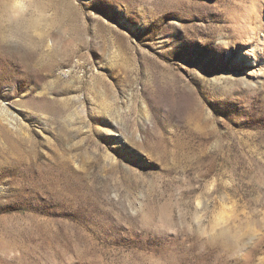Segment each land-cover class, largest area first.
Instances as JSON below:
<instances>
[{
    "label": "rangeland",
    "instance_id": "1",
    "mask_svg": "<svg viewBox=\"0 0 264 264\" xmlns=\"http://www.w3.org/2000/svg\"><path fill=\"white\" fill-rule=\"evenodd\" d=\"M26 3L0 264H264V0Z\"/></svg>",
    "mask_w": 264,
    "mask_h": 264
},
{
    "label": "clouds",
    "instance_id": "2",
    "mask_svg": "<svg viewBox=\"0 0 264 264\" xmlns=\"http://www.w3.org/2000/svg\"><path fill=\"white\" fill-rule=\"evenodd\" d=\"M29 10L26 0H0V25L5 29L6 42L18 40L17 30Z\"/></svg>",
    "mask_w": 264,
    "mask_h": 264
}]
</instances>
